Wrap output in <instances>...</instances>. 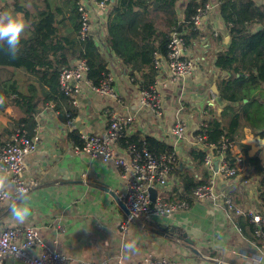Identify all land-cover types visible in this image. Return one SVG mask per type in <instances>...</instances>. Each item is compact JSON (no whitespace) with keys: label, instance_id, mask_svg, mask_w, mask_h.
Returning a JSON list of instances; mask_svg holds the SVG:
<instances>
[{"label":"crops","instance_id":"obj_1","mask_svg":"<svg viewBox=\"0 0 264 264\" xmlns=\"http://www.w3.org/2000/svg\"><path fill=\"white\" fill-rule=\"evenodd\" d=\"M85 1L91 14V38L101 55L104 70L113 77L112 85L122 102L85 89L73 105L59 94L57 88L51 89L38 77L21 68L0 64V95L3 96L0 97V148L17 127L23 126L17 123L23 117V112L32 107L37 112L34 125L23 128L29 136L38 137L36 151L24 158L22 173L23 179L33 180L38 185L22 200L12 199L0 205V226L21 230L35 228L40 244L31 250L33 256L48 248L65 255L73 264L79 261L131 264L146 258L166 259L178 264H213L187 251L184 245L175 242L176 239L170 240L155 233L153 230H165L160 222H132L127 233L123 234L119 222L126 214L112 197L96 187L105 185L121 200L124 183L119 169L100 158L76 154L73 146L81 134L102 135L107 126L106 112L115 111L135 118L130 126V137H136L139 141L150 137L175 152L177 162L174 174L178 179L184 171L200 178V171L205 172L204 167L202 165L200 170H196L190 154L194 150L195 132L212 119H220L223 125L229 121L227 117H221L227 103L221 100L218 93L219 84L228 78V74L215 66L217 55L224 52L230 42V39L226 42L228 36L217 14L218 3L207 0L206 3L213 6L212 11L202 20L201 26L193 30L194 33L188 30L186 36L187 54L195 63V74L165 90L163 112L156 117L141 107L138 88L129 81V77H133L130 75L131 68L122 65V59L109 46L106 21L115 0H109L107 13L99 12L93 3L98 0ZM188 1L178 0V21L183 18V9ZM252 1L258 6L264 5V0ZM13 3L14 0H0V12L21 13L14 10ZM40 6L39 1V10L44 9V6ZM55 11L52 10L53 13ZM258 27L252 25L249 29L254 32ZM156 28L159 29L157 25ZM166 31L170 30L167 28ZM76 33L70 30L68 24L59 28V36L76 40ZM28 34L29 29L26 36ZM130 58L128 61L132 63L142 61L139 55ZM72 59L69 57L67 64ZM60 60L59 57L54 60L50 56L54 67ZM133 73L139 80L142 72L134 69ZM255 94L260 100L264 99V90ZM24 97L26 100H21ZM246 103L247 100H243V104ZM180 107H183L181 111ZM253 109L252 106L238 109L240 120L233 141L234 152L242 155L243 160L245 156L257 157L264 169V134L260 135L261 130H251L260 124L257 119L247 118ZM66 114L72 118H67ZM177 118L183 121L186 136L183 141L173 145L170 131ZM243 146L247 147L244 154L241 151ZM262 178L245 165L242 174L219 184L218 188L232 199L236 208L262 211ZM13 203H23L30 209L25 222H15L11 217L10 205ZM168 222L167 227H174L175 233L181 235L185 232L198 252L222 263L252 264L246 257L259 254V241L246 225L240 226V223H247L245 219L208 203H198L190 211L174 213ZM58 225L62 231H57ZM128 243H133L134 248H126ZM5 264L26 263L8 257ZM260 264H264V260Z\"/></svg>","mask_w":264,"mask_h":264},{"label":"built area","instance_id":"obj_2","mask_svg":"<svg viewBox=\"0 0 264 264\" xmlns=\"http://www.w3.org/2000/svg\"><path fill=\"white\" fill-rule=\"evenodd\" d=\"M145 1H143L144 3ZM99 12L107 13L109 0L93 2ZM213 6L205 3L199 6L187 20H179L168 33L165 55L155 53L153 67L156 76L153 85L141 90L134 77L129 81L139 91L140 105L156 117L163 112V95L165 90L178 81L192 77L196 72L194 61L187 54L186 36L188 30H197L202 20L212 11ZM77 11L80 16V27L76 33V41L85 52V42L91 38V14L85 0H78ZM89 67L85 58H74L57 73L58 92L75 105L76 99L85 89L101 97H108L118 103L122 101L112 85L113 77L105 72L98 84L88 78ZM183 107L179 108L181 111ZM67 118H72L66 114ZM107 126L102 135H80V144L73 149L76 154L100 158L104 163H111L120 171L124 191L121 200L127 214L119 222L123 234L127 233L130 223L135 221L144 224L160 222L167 228L170 216L177 212L190 211L198 203H208L213 207L225 209L228 213L242 216L253 226V236L259 241V254L248 258L252 264H260L264 260V210L242 211L235 207L232 199L220 190L219 184L229 181L245 171L243 156L234 152V143L227 137H220L215 143L208 142L203 132L194 135V150L203 154L202 165L207 179L198 185L188 196L183 195V187L174 174L177 156L173 150L159 155L151 153L145 141L140 146L129 143L130 126L135 122L132 116H124L115 111H107ZM170 134L173 145L185 139L186 128L179 118L176 119ZM38 145L37 136H29L23 126L17 127L9 140L0 148V174L9 177L12 190H19L25 196L35 187L37 182L22 177L24 158L35 152ZM230 152V156H228ZM216 164V165H215ZM85 178V174H83ZM156 191L154 201L150 200L149 190ZM182 196V198H180ZM12 199L0 200V205ZM60 225L57 231H62ZM40 244L38 231L33 228H4L0 226V264L6 258L22 261L26 264H73L65 255L48 248L42 249L38 256L31 250ZM74 264H109L108 261L98 263L76 262ZM120 264V263H117ZM131 264H178L166 259L153 260L146 258L139 263Z\"/></svg>","mask_w":264,"mask_h":264},{"label":"trees","instance_id":"obj_3","mask_svg":"<svg viewBox=\"0 0 264 264\" xmlns=\"http://www.w3.org/2000/svg\"><path fill=\"white\" fill-rule=\"evenodd\" d=\"M39 1L41 6H44L42 10L38 8ZM142 1L115 0L107 17L106 27L111 50L122 59L120 61L122 65L131 68L130 75L134 77L138 88L146 90L153 85L156 76L153 67L154 54L165 55L169 33L156 28L152 13L168 14L166 26L170 30L178 22L176 16L178 0H145L144 3ZM206 2L207 0H189L183 9V19L187 20ZM216 2L217 14L230 39L228 47L217 55L215 61V66L228 74V78L219 84L218 93L221 100L227 103L221 117H227L229 121L227 125H223L220 119H212L203 123L195 132V134L203 132L210 143L217 142L222 136L227 137L231 142L235 141L239 129L240 107L254 108L247 118L257 119L260 124L252 127L251 130H261L260 135L264 134V99L260 100L255 94L259 90H264V5L258 6L252 0H216ZM77 3L78 0H14V10L23 13L24 19L31 25L30 34L22 40L20 53L15 59L7 54L6 48H0V64L21 68L38 77L51 89L58 90L57 73L60 68L68 65L67 59L85 58L89 67L88 78L94 84H98L106 71L93 40L89 39L85 42V52L82 53L75 39L65 35L59 36V28L66 24L75 33L79 30L80 16ZM54 9L55 14L52 12ZM252 25H259L261 29L251 32L249 26ZM190 32L195 31L191 29ZM137 55L142 57L140 63L128 61L131 60V56ZM50 56H53L54 60L55 57L61 58L56 67L50 61ZM134 69L136 72H142L139 80L133 73ZM21 100H26V97ZM243 100H247V103L243 104ZM36 113L34 107L24 111L17 125L33 126ZM144 140L148 150L155 155L171 151L169 146L158 143L153 138L146 137ZM128 141L137 146L141 143L136 137H129ZM75 143L80 144V139ZM246 149L247 147H241L243 154ZM190 154L194 168L200 170L203 154L196 150H192ZM244 159L247 167L249 166L257 175L263 176L261 179L263 190L260 197L264 209V169L257 157L245 156ZM200 172V178L186 171L179 174L184 196H188L206 180L205 172ZM247 223L244 225L240 223V226L246 225L253 233V226Z\"/></svg>","mask_w":264,"mask_h":264},{"label":"clouds","instance_id":"obj_4","mask_svg":"<svg viewBox=\"0 0 264 264\" xmlns=\"http://www.w3.org/2000/svg\"><path fill=\"white\" fill-rule=\"evenodd\" d=\"M30 27V23L24 19L22 13L0 12V48H6L7 54L12 59L19 55L22 40ZM24 196L25 193L19 190L13 192L9 177L0 174V200H22ZM10 214L15 222L23 223L29 217L30 209L23 203H13L10 205ZM125 247L133 249L134 244L128 243Z\"/></svg>","mask_w":264,"mask_h":264},{"label":"water","instance_id":"obj_5","mask_svg":"<svg viewBox=\"0 0 264 264\" xmlns=\"http://www.w3.org/2000/svg\"><path fill=\"white\" fill-rule=\"evenodd\" d=\"M258 30H260V27H258ZM229 41V37H226V42ZM216 92V89H214ZM217 93V92H216ZM216 165V164H215ZM96 187L98 189H100L101 191L107 193L110 197H112L114 199V201L116 202V204L120 207V209L127 214V211L124 207V204L122 203V201L120 199H118V197L114 194L113 191H111L108 187H106L105 185H96ZM149 195H150V200L154 201L155 196H156V191L153 189L149 190ZM134 222H136L134 220ZM175 228L174 227H167L165 230L163 231H157V230H153L155 233H157L160 236H163L164 238H168L170 240H175V242L177 244L180 245H184L185 249L187 251H189L190 253H192L193 255H195L196 257L200 258V259H204L208 262H211L213 264H225L222 263L219 260L213 259V258H209L206 257L204 255H202L200 252H198L195 247L193 246V243L191 241V239H189V237L187 236V234L185 232H183L181 235L175 233Z\"/></svg>","mask_w":264,"mask_h":264},{"label":"rangeland","instance_id":"obj_6","mask_svg":"<svg viewBox=\"0 0 264 264\" xmlns=\"http://www.w3.org/2000/svg\"><path fill=\"white\" fill-rule=\"evenodd\" d=\"M152 17L155 20V24L159 29H163L164 31L167 30L166 24H167L168 14L163 12H158V13L153 12Z\"/></svg>","mask_w":264,"mask_h":264}]
</instances>
